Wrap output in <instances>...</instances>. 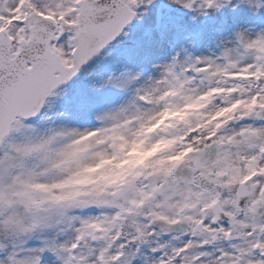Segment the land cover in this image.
<instances>
[{"label":"snow or ice","instance_id":"snow-or-ice-1","mask_svg":"<svg viewBox=\"0 0 264 264\" xmlns=\"http://www.w3.org/2000/svg\"><path fill=\"white\" fill-rule=\"evenodd\" d=\"M0 264H264V0H0Z\"/></svg>","mask_w":264,"mask_h":264}]
</instances>
